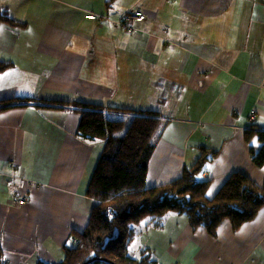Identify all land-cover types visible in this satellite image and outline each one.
Here are the masks:
<instances>
[{
  "label": "crops",
  "instance_id": "obj_1",
  "mask_svg": "<svg viewBox=\"0 0 264 264\" xmlns=\"http://www.w3.org/2000/svg\"><path fill=\"white\" fill-rule=\"evenodd\" d=\"M128 9L144 12L135 33L119 23ZM0 12L23 23L0 24V59L11 62L0 72V99L158 111L168 121L148 186L172 180L200 145L219 149L206 169L209 194L234 171L262 182L264 166L249 157L258 141L242 133L264 127V0H115L110 7L106 0H0ZM231 109L243 118L233 119ZM78 122L75 110L30 104L0 111L3 264L58 261L74 243L71 230L87 224L95 200L85 188L102 143L78 136ZM20 196L24 203H11ZM139 234V249L148 247L157 264L175 261L177 241L175 264H264V205L235 231L224 220L215 237L180 214Z\"/></svg>",
  "mask_w": 264,
  "mask_h": 264
},
{
  "label": "trees",
  "instance_id": "obj_2",
  "mask_svg": "<svg viewBox=\"0 0 264 264\" xmlns=\"http://www.w3.org/2000/svg\"><path fill=\"white\" fill-rule=\"evenodd\" d=\"M114 1L106 0V5L110 7ZM2 23L23 25L0 12ZM10 65L11 62L0 59V72ZM30 104L75 110L79 113L76 134L84 139H99L102 143L85 188V194L95 200L87 224L81 230H71L74 243L65 246L61 259H39L36 264H157L148 248H143L139 257L130 255L129 243L143 230L161 229L170 214L168 211L185 214L192 229L202 225L215 237L223 219H228L235 231L264 205V178L262 184L257 185L240 171L231 172L215 195L205 198L209 180H193L195 172L203 168L202 159L200 165L186 168L181 179L146 187L148 160L167 123L158 111L130 110L131 118L126 123L123 116L112 118L109 112H126L128 108L19 96L0 99V111ZM252 136L257 137L260 147L250 149V157L256 166H261L264 164V129L244 130L245 139ZM199 214H203L204 223L195 220ZM143 251L146 255H142Z\"/></svg>",
  "mask_w": 264,
  "mask_h": 264
},
{
  "label": "bare ground",
  "instance_id": "obj_3",
  "mask_svg": "<svg viewBox=\"0 0 264 264\" xmlns=\"http://www.w3.org/2000/svg\"><path fill=\"white\" fill-rule=\"evenodd\" d=\"M128 10H131V9H128ZM132 10H137V9H132ZM141 11V10H140ZM142 13H143V18H144V12L143 11H141ZM133 26H134V24H133ZM128 27H126V29H127ZM172 44H176V42H172ZM243 82H245V83H249L248 81H246V80H243ZM188 88H192L191 86H188ZM15 97V96H14ZM164 97L163 96H160V100L161 99H163ZM158 99H159V97H158ZM115 107H117V106H115ZM121 108H124V107H121ZM130 110H135V111H137L138 109L137 108H128V111H126V112H123V111H121V110H112V112H111V114H110V116L112 117V118H114L113 117V115L114 114H116L117 116H115V117H117V118H121L122 116H124L125 114H132V112L130 111ZM141 110H154V109H148V108H146V109H141ZM250 111V110H249ZM252 111V110H251ZM251 111L250 112H248V116L250 117L251 116ZM110 113V112H109ZM229 115L233 118V119H235V117L236 116H241V118H243V114L241 113V112H239L238 110H235V109H231L230 110V112H229ZM160 116H162L161 114H160ZM162 118H164L163 116H162ZM164 119H166V118H164ZM167 120V119H166ZM168 121V120H167ZM199 123V122H198ZM167 124V123H166ZM254 127H256V128H260V129H264V127H262V126H260V125H253V126H249L248 128H254ZM165 128V127H164ZM247 127H245L244 129H243V139H244V141H246V142H248L250 139H245L244 138V130L245 129H248ZM164 130V129H163ZM253 137H255L256 139H257V137L256 136H252L251 138H253ZM161 138V137H160ZM159 141V140H158ZM257 141H258V139H257ZM157 144V143H156ZM258 148L257 149H259V147H260V142L258 141ZM156 147V146H155ZM250 149H253L252 147H250L249 148V157H250ZM257 149H254V150H257ZM154 150H155V148H154ZM197 150H198V155H197V157L195 158V160L192 162V163H190V164H185L182 168H181V170L178 172V174L172 179L173 181L174 180H177V179H181L182 177H183V173H184V170L186 169V168H191V167H194V166H196V165H200L201 163H203V168L201 169V170H199V171H196L195 172V174H194V181H198V182H204V181H208L209 182V184H208V186H207V188H206V190H205V192H204V197L205 198H207V199H211L214 195H215V193L217 192H215V193H212V194H209L208 193V190H209V187H210V183H211V176L208 174V173H206V169H207V166H208V163L210 162V160L211 159H213L217 154H218V152H219V149L218 148H215V147H211V146H206V145H200V146H198L197 147ZM154 152V151H153ZM153 154V153H152ZM152 156V155H151ZM150 156V157H151ZM150 159V158H149ZM201 159L203 160L201 163H200V161H201ZM250 160H251V157H250ZM149 161V160H148ZM251 163L252 164H254L253 162H252V160H251ZM255 165V164H254ZM256 166V165H255ZM264 166V164L263 165H261V166H256V167H263ZM147 167H148V164H147ZM146 171H147V169H146ZM249 177V176H248ZM250 178V177H249ZM263 178H264V174H263ZM263 178H262V181H263ZM251 179V178H250ZM172 180H170V181H168V182H166V183H169V182H171ZM252 180V179H251ZM253 181V180H252ZM254 182V181H253ZM166 183H163V184H166ZM255 183V182H254ZM163 184H159V185H163ZM257 184V183H256ZM262 184V182L260 183V184H257V185H261ZM159 185H152V186H159ZM145 186L146 187H152V186H148V185H146V176H145ZM166 202V201H165ZM170 214H173V213H177L176 211H173V210H170V211H168ZM180 215H185V214H180ZM186 216V215H185ZM187 217V216H186ZM205 218H204V216H203V214H199V217L197 216L196 217V219L195 220H197V221H199V222H201V223H204L202 220H204ZM187 220H188V218H187ZM224 220H228V219H223L222 220V222L224 221ZM221 222V223H222ZM228 222H229V220H228ZM189 224V223H188ZM190 226V225H189ZM198 227H203L204 229H206L204 226H202V225H199V226H197L196 228H198ZM84 228V227H83ZM83 228H81V229H83ZM80 229V230H81ZM77 230V229H76ZM137 236H138V238H139V236H140V234H137L136 236H135V238H131L132 240L130 241V243H132L134 240L136 241V239H137ZM130 243H129V246H130ZM197 243V242H196ZM181 244H180V242L179 241H177V244H176V247H175V249H174V252H173V254H174V256H175V258L176 259H179V260H181L182 259V255H181V253H180V246ZM136 247V246H135ZM143 248H148V247H146V246H141V248L139 249V247L137 246V250H139V253H141L142 252V249ZM129 249V248H128ZM148 250L150 251V254H151V256H152V254H153V252L148 248ZM142 255H146V253L143 251V254ZM139 257V256H138ZM176 259H175V261H176ZM172 262V264H175L176 262Z\"/></svg>",
  "mask_w": 264,
  "mask_h": 264
},
{
  "label": "built area",
  "instance_id": "obj_4",
  "mask_svg": "<svg viewBox=\"0 0 264 264\" xmlns=\"http://www.w3.org/2000/svg\"><path fill=\"white\" fill-rule=\"evenodd\" d=\"M143 19V13L140 10H126L122 16H120L119 23L126 29L129 33H135L137 28L133 26L135 21H140ZM25 202L24 197L12 198L11 203L22 204Z\"/></svg>",
  "mask_w": 264,
  "mask_h": 264
},
{
  "label": "rangeland",
  "instance_id": "obj_5",
  "mask_svg": "<svg viewBox=\"0 0 264 264\" xmlns=\"http://www.w3.org/2000/svg\"><path fill=\"white\" fill-rule=\"evenodd\" d=\"M117 115H113V117H115ZM124 119L126 121V123L129 122L130 118H131V115L130 114H125L124 116ZM155 151V150H154ZM154 153V152H153ZM153 155V154H152ZM151 158L152 156L150 157L149 161H148V164H150V166H152L151 164ZM147 175V174H146ZM141 235V234H140ZM136 246V247H135ZM137 246L139 247V243H138V236H137V239L136 241L134 240L132 243H130V246H129V249H128V252L130 253V255H132L133 257H138L139 256V250H137Z\"/></svg>",
  "mask_w": 264,
  "mask_h": 264
}]
</instances>
